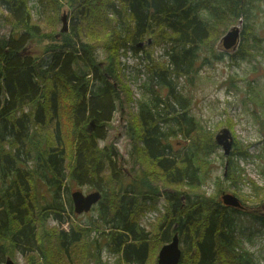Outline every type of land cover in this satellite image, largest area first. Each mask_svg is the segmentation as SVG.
I'll use <instances>...</instances> for the list:
<instances>
[{"label":"trees","instance_id":"16d2710c","mask_svg":"<svg viewBox=\"0 0 264 264\" xmlns=\"http://www.w3.org/2000/svg\"><path fill=\"white\" fill-rule=\"evenodd\" d=\"M115 1H119L121 6L118 7ZM37 2V11L41 7L48 8V11L34 20L30 0H0V7H4L9 15V18L6 16L2 20L11 25V38L0 37V120L3 123L0 137L4 134L10 137L6 139L9 147L0 138V240L10 239L13 243L25 238L34 242L38 234V231L35 233V223L40 221L43 214L40 216L41 209L33 212L32 202L40 197L47 200V184L54 190L60 188V183L66 178L63 160L70 159L73 163L71 168L68 167L66 185L88 184L102 193V201L98 204L102 207L99 216L105 219V223H114L109 238L114 243L113 248L117 246L125 260L142 263L149 243L145 241L146 235L141 234L138 229L134 234L130 207L132 198L130 201H123L119 191L110 188L109 183L114 181L118 190H124L125 193L131 190L133 184L139 183L141 189L138 188V192L152 189L149 169H152L150 161L153 159L158 166L156 167L161 168L163 175L165 174L167 184H175L177 181L188 185L189 191L194 195L193 202L188 207V197L185 194L188 191L175 190V194H168L172 195L168 200V210L174 211L175 222L169 220L167 227L172 224L175 227L170 232L168 229L165 231L164 239L177 232L183 250L184 247L189 248L186 257L181 255L177 264H259L252 253L242 248L237 236L238 214L244 211L224 205L220 197L219 200L198 191L212 168L208 157L218 145L214 132L197 122L193 116L187 117L184 113L187 101L183 92L175 89L177 80L173 78L174 73L176 76L190 74L195 52L198 49H210L214 42L219 41L220 35L231 25L237 24L239 19V45L231 57L244 59L252 55L251 46L260 47L263 40L256 27L254 0H66L73 11L69 35H64L63 32L55 35L57 31L50 29L58 19L62 3L59 0ZM40 18L48 25L47 32L40 30V26L37 29V24L32 22ZM20 29L25 30L27 37L34 41L27 47L29 39L23 33L14 38V33ZM40 33H43V39H59L63 36L65 46L76 35L75 41L80 46H73L75 57L65 50L56 52L54 43L48 40L50 43L45 51L52 53L51 60L47 69L38 71L37 61L30 57V50L38 43ZM143 35L151 38L152 47L166 46L164 53L169 59V65L165 66L164 60H153L151 52H145L141 56V59L146 60V69L151 72L149 80L152 83L146 88L150 97L141 103L138 117H132L129 125L130 119L127 120L126 134L134 138V141L138 138L141 143L142 149L132 146V151L129 152L131 157L140 154V159L144 162L143 179H136L133 184L128 177V180L120 177L115 179L117 175L112 174L115 168L110 166L111 174L107 175V184L101 185L94 182V178L98 177V171L105 165L106 159H113L112 151L106 154L107 145L100 147L98 141L107 136L115 101L118 100L122 106L123 102L132 100L126 79L116 73V55L125 47L126 42L142 40ZM167 41L171 43L168 46L164 44ZM96 46L105 48L109 57V64L104 66L107 73L102 72L101 77L95 75L97 70H101L97 68L99 62L92 53ZM138 48L132 46L133 52H138ZM85 59L89 61L88 73L77 65L79 60L84 62ZM73 61L76 65L74 68L71 66ZM126 67L127 65L122 69ZM86 73H91L95 81H100L102 85L89 87V82L84 80ZM113 78L119 82L116 88L108 81ZM153 83L167 87V94L162 97ZM122 93L125 99L121 97ZM171 101L174 103L171 104ZM27 104L31 108L26 112L24 108ZM174 104H180L184 112L171 118L163 117L159 111L155 112L160 109L164 113L167 109L170 113V109H176ZM40 113L42 119L39 122ZM169 119L179 123L177 131L182 136H190L188 144L181 151L175 152L169 144L162 142L163 123L166 124ZM186 122L191 123L192 128L187 127ZM31 123L35 125L32 127ZM65 123L69 125L64 127ZM259 124L262 125L261 122ZM227 127L230 130L228 123ZM261 129L260 126L259 130ZM250 146H256V143L244 144L233 138L225 166V181L228 185L236 186L239 193L242 191L240 184L246 182L245 185L250 186L248 197L260 201L252 203H264V198H260L261 195L264 196V186L250 178L237 161L239 158H263L264 138L262 148L256 154L249 152ZM17 150L22 151L23 155L25 153L24 162L31 153L30 157L34 159L32 167L24 164L27 170H23V166H20L23 161ZM257 168L263 175L264 166ZM43 186H46L45 191H41ZM54 192L53 203L49 205L58 208L62 203L60 199L56 200L57 191ZM181 195H186V199H180ZM239 201L243 206L244 199ZM66 203L70 205L69 196ZM256 218L264 226V215ZM116 228L120 231H116ZM54 232L57 240H63L65 229L60 227ZM126 233H131L132 238H128ZM0 248L2 249L1 244ZM88 248L89 244L77 256L79 262L85 261L84 255ZM3 256L4 250L0 251V262Z\"/></svg>","mask_w":264,"mask_h":264},{"label":"rangeland","instance_id":"374dc122","mask_svg":"<svg viewBox=\"0 0 264 264\" xmlns=\"http://www.w3.org/2000/svg\"><path fill=\"white\" fill-rule=\"evenodd\" d=\"M59 1L62 3V7L58 11L59 15L57 21L51 25L50 29L57 31L54 33L55 35L60 32V29L63 26L62 16L65 14L67 30L62 34L69 35L71 33L73 11L70 10L71 7L66 0ZM115 2L118 7L121 6L119 1ZM30 5L32 6L34 20H37V16H41L48 11V8L43 9V7L37 11V0H30ZM254 5L255 8L253 11L256 14V27L263 38L260 47H257L258 45L251 46L250 49L253 54L244 59H239L237 56L235 58L231 57V54L237 50L236 48H238L239 44L235 49L224 50L221 43L217 40L210 49H198V52H195L191 73L180 76H176L175 73L173 74V78L177 80V86H175V89L178 91L180 89L183 92V96L187 101V110L184 112V109L180 107V104H177L176 106L174 104L176 109L174 111L170 109V113L167 109H165L164 113L160 109H156L155 112L159 111L162 113L163 117L168 118L184 112L187 117H189V115L193 116L197 122L204 124L208 129L214 132V135L221 128L227 127L228 123L230 126L229 131L231 137L233 136L232 141L235 137L236 139L241 140L244 144L256 143V146H250L248 149L250 153L256 154L261 150L262 140L264 138V0H254ZM7 13L8 12L4 7H0V37L10 39L11 25L2 20V18H5L6 16L9 18ZM42 20L43 18H40V20L32 22L37 24V29L38 26H40V30L47 32L49 30V28H47L48 25ZM20 33H23L25 37H27L25 30L20 29L17 33H14V38ZM51 33L53 34V32ZM42 34L43 33H40L38 43H35L30 50V57L34 61H37L38 71L42 72L44 69H47L48 67L46 66L51 60L52 53L45 51V48L50 43L48 40L54 43L56 52L59 50H65L66 52H69L71 56L75 57L73 46L75 45L76 48L80 46V44L75 41L77 38L76 35L72 36L68 41V45L65 46L63 36L59 39H43ZM223 34H221L220 37ZM147 39L148 38L144 36L142 40L126 42L125 47L121 48L119 51L120 53H117L116 55V73L118 75L120 74L122 79H126L125 83L130 88L132 100L128 101V103L123 102L122 106L118 100L115 101V110L109 121L110 128L108 129L107 136L104 140L98 141L100 147L107 145V148L105 149L106 154L108 151H112L111 156L113 159L112 161L106 159L105 165L102 163L103 166H101L98 171V177L94 178V182L101 185L107 184V175L109 173L111 174L110 166L115 168V171L112 173L113 175H117L115 179L118 177L127 179L125 174L129 173L128 169L134 170L139 176V181L140 178L143 179L142 174L144 171V162L141 161L140 154L131 157V152H129L132 151V146L142 149L141 143L138 138L134 141V138L128 136L125 132L127 120L130 119L128 120L129 125L132 121V117L136 116L137 118L141 103L146 102L150 97V93L146 88L152 83L149 80L151 72L146 69V60L141 59V56H144L145 52H151V58H153V60H164L165 66L169 65L168 55H165L164 53L166 46L153 45L152 47L150 46L151 38L146 41ZM33 42L29 39L26 47ZM138 42H142L141 44L143 45H138ZM164 44L168 46L171 43L170 41H167L164 42ZM132 46H136V48L139 47V51L134 53ZM106 51L105 48L96 46L92 52L93 55L96 56V61L99 62L97 68L102 70H97V73H95L97 77H101L102 72L107 73V69H104V66L109 64V57ZM82 55L83 53L81 52L80 56L82 57ZM75 60L77 62V59ZM88 64L89 61L85 59L84 62L79 60L77 65L82 66L88 73L90 68ZM126 65L127 67L122 69ZM71 66L72 68L76 66L74 61L71 63ZM87 73L84 80L89 82V87L96 88L97 86L102 85L100 81H95L91 73ZM169 77L170 76L167 75V78ZM170 78L172 79V77ZM108 81L109 84L114 86V88L119 84L114 78ZM153 85L160 91L162 97L167 94L168 88L164 87V85H159L158 83H153ZM233 85L236 87H232ZM121 97L124 98L123 93L121 94ZM170 103L172 104L174 102L171 101ZM43 104L44 103H41V105ZM30 108L31 106L27 104L24 110L27 112ZM122 112L125 113L122 114ZM17 113H20V111ZM33 114L34 111L31 113V117ZM41 119L42 115L40 113L39 122ZM259 122H261L262 125H260ZM31 124L32 127L35 125L34 123ZM178 124V122L175 121L174 123L169 119L166 124L163 123L162 127V132H164L162 142L169 144L175 152L181 151L184 146L188 144L190 137L188 136L185 138L179 133V131H177L179 127L177 126ZM68 125L69 124L65 123L64 127H67ZM186 126L192 128L191 123L189 122H186ZM260 126L262 127L261 130H259ZM2 128L3 123L0 120V131ZM8 130H10V128H8ZM0 138H3L4 145L9 147V144H6L8 143L6 139L10 138L8 134H4ZM17 152L20 160L23 161L20 164L21 167L23 166V170H27L24 167V164L28 167L33 166L34 159L30 157L31 153L30 156L27 154L28 158L26 159V162H24L23 158L25 153L23 155V152L20 150H17ZM141 155L143 156L144 154L142 153ZM229 155L225 156L220 146L214 150V152L208 157L212 166L210 174L205 179V182L200 184L201 186L198 191L200 190L199 192H203L206 196H214L216 199H219L222 192L231 193L241 201L242 198L244 199V201H242L245 206V209L242 210L244 212L238 214V220L236 222L237 236L240 239L242 248L252 253L259 264H264V226L257 222V218L254 214L251 213L248 215L246 213L256 209H258V212L262 211V213H264V203H252L257 200L255 201L248 197L247 192H250V186L245 185L247 184L246 182L240 184L242 190L241 193L236 191V186L227 184V181H225V166ZM166 157L170 156L166 155ZM237 161L250 178L264 186V174L262 175L257 168V166H264V156L263 158L253 160L239 158ZM112 162L114 163L113 166ZM150 162V168L152 169L149 170L152 174L150 173L149 178L151 179V184L155 185L156 188H154L153 185H150L152 189L149 188V190L145 189L144 192H139L140 195L145 194L147 199L148 196L151 197L147 203H145V200L140 201L137 196H133L132 189L125 193L124 190H118V185L115 184L114 181L109 183L110 188H114L116 192L119 191L118 194L123 197V201H130L131 198H134L135 201L138 202L137 206L139 209H135V215L132 211L133 219L136 223L142 225L143 230L139 231L141 234L146 235L145 241L147 244L149 243L147 246V255L142 263H130L125 261L122 255H120L117 246L113 248L114 243L109 238L111 237V232L113 230L112 226L114 223H105V219L99 216L102 207H99L98 204L102 201V198L87 213H75L72 209V201L69 206L67 205V196H69L70 191L81 190L84 194L98 191L96 188L90 187L88 184L76 185L71 183L69 186L66 185V180L68 179L69 174L68 167L71 168L73 163L70 159L63 160V171L66 178L60 183V188L54 190L51 185L47 184L46 186H49L47 200L44 201L40 197L32 202L33 212H38L41 209L42 212H40V216L43 214L41 217L43 221L40 219V221H36L35 223V233L38 231V234L37 237H35L34 242H29V239L26 240L25 238L17 239V241H14L13 243H11L10 239L0 240V244L4 250L2 261L8 257L17 264H49L51 262L57 264H157V256L160 248L162 245L166 244L168 239H171L174 234L173 233L171 236L169 235L167 240L162 237V234L167 229L169 232L173 229L170 228L171 226L167 227L169 220L174 221L173 215L175 214L174 211L171 212L168 210V200L172 198V195L168 194H175V190H182L183 192L184 190L188 191L185 193L188 197V207L193 202L194 195L193 192L189 191L190 186L188 185L177 181V184H167V180L165 179L166 176L165 174L163 175L161 168H157L158 166L153 159ZM217 182L218 185H216ZM46 186H43L41 191H45ZM138 186V188L141 189L140 183ZM128 187H130L129 184ZM54 191H57L56 200H61L62 203V206H59L58 208L49 205L53 203V196L56 194ZM110 191L111 189L108 192ZM195 191H197V189H195ZM186 195H181L180 199H186ZM260 198H264V196L261 195ZM156 201L157 204L165 205V216L159 215L158 212H148L146 210L148 206L153 207ZM176 202L177 200L175 203ZM131 206L132 203H130V207ZM240 208H242V206ZM56 216L61 218L62 221ZM133 219H131V222L134 224ZM61 223H63V225H61ZM60 227L65 229V236L61 241L55 238L54 232V230L58 231ZM173 227H175V224ZM115 230L120 231L118 228ZM136 231L137 230H135L134 234H136ZM6 236L8 237V235ZM128 238H132V236H128ZM15 243L16 245L14 246ZM87 244H89V248L87 254L84 255L85 261L79 262L77 256L79 253L83 252L82 250L87 247ZM179 247L182 249V257H186V251H189V248L184 247L183 250V245H181V243L179 244ZM2 249L0 248V251H3Z\"/></svg>","mask_w":264,"mask_h":264},{"label":"water","instance_id":"95a60500","mask_svg":"<svg viewBox=\"0 0 264 264\" xmlns=\"http://www.w3.org/2000/svg\"><path fill=\"white\" fill-rule=\"evenodd\" d=\"M63 26L60 31L67 30V22L65 19V14L62 16ZM241 30V19L238 23L232 25L228 30L220 37L219 42L224 50L235 49L240 39ZM139 45V44H138ZM215 142L222 148L225 156L229 155L232 148V137L230 131L227 127L221 128L214 136ZM101 194L99 191H92L90 193L84 194L80 190H75L71 193V198L73 201V210L76 213L88 212L91 207L99 201ZM221 202L224 205L239 207V198L235 195L222 192L220 196ZM181 255V249L179 248L178 235L175 233L171 241L164 244L158 254L157 263L158 264H177ZM0 264H17L12 259L6 258L4 262Z\"/></svg>","mask_w":264,"mask_h":264},{"label":"flooded vegetation","instance_id":"af4514ba","mask_svg":"<svg viewBox=\"0 0 264 264\" xmlns=\"http://www.w3.org/2000/svg\"><path fill=\"white\" fill-rule=\"evenodd\" d=\"M142 42H139L138 44L139 45H143V44H141ZM124 171H125V169H124ZM128 171H129V173L127 174L126 173V175H127V177L131 180V184H133L134 183V180H136V179H139V176L134 172V170H129L128 169ZM126 172V171H125ZM138 185L137 184H133L132 185V187H131V189H132V193H133V196H137V198H138V200H140V201H142V200H145V203H147L148 202V200H150L151 199V197L150 196H148V199L146 198V195L144 194V195H140L139 194V192H138ZM71 192L72 191H70V194H69V199H70V202L72 201V198H71ZM167 195V194H166ZM168 199V198H167ZM166 199V200H167ZM131 203H132V206H131V212L133 211V214L135 215V209L136 208H138V202H136L135 201V199L134 198H132V201H131ZM242 206V205H241ZM241 206H239L238 208H240ZM161 207V208H160ZM93 208V207H92ZM72 209H73V201H72ZM139 209V208H138ZM165 209H166V207H165V205H161V204H157V201H156V203H155V205L153 206V207H147V211L148 212H150V211H152V212H158L159 213V215H163V216H165ZM241 210H244L245 209V206L243 205L242 206V208H240ZM74 211V210H73ZM89 212V211H88ZM85 213H87V212H85ZM248 215H250L251 213L252 214H254L255 216H263L264 215V213H262V211L261 212H258V209H256V210H251V212H246ZM133 214H131V219H133ZM133 221H134V230H143V228H142V225L139 223H136V221L133 219ZM163 223H165V222H163ZM173 225L174 224H172L171 225V228H174L173 227ZM165 233V232H164ZM164 233L162 234V237H163V239H164ZM129 237H131L132 235H130V234H128V233H126ZM168 238V237H167ZM167 240V239H166ZM170 241V240H169ZM168 241V242H169ZM180 244V243H179ZM180 248V247H179ZM181 249V248H180ZM147 254V253H146ZM120 255H122V257H123V254L120 252ZM124 258V257H123ZM125 261H127V260H125ZM127 262H129V261H127ZM131 263V262H130Z\"/></svg>","mask_w":264,"mask_h":264}]
</instances>
